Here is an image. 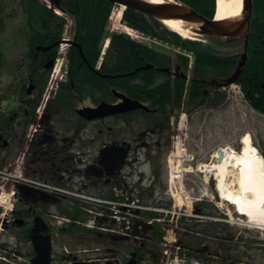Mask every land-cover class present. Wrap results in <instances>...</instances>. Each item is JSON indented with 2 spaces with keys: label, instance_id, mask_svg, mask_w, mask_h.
Here are the masks:
<instances>
[{
  "label": "flooded vegetation",
  "instance_id": "af4514ba",
  "mask_svg": "<svg viewBox=\"0 0 264 264\" xmlns=\"http://www.w3.org/2000/svg\"><path fill=\"white\" fill-rule=\"evenodd\" d=\"M28 15L0 11V159L21 156L26 172L95 196L129 187L127 179L135 173L144 179L148 171H159L173 146L172 116L179 110L178 98L164 96L161 84L184 76L179 64L103 71L101 54L96 61L86 57L75 37L61 46L65 21L52 20L53 33L44 32L29 26ZM147 70L153 75L144 74ZM205 83L210 84L204 93L211 92L212 81ZM102 102L114 111L93 119L82 114ZM69 201L65 195L57 207ZM53 204L54 198L39 190L19 197L15 218L0 235V264H46ZM74 237L100 241L89 232L63 240ZM125 248L132 252L130 242ZM54 254L53 247L52 260Z\"/></svg>",
  "mask_w": 264,
  "mask_h": 264
},
{
  "label": "trees",
  "instance_id": "16d2710c",
  "mask_svg": "<svg viewBox=\"0 0 264 264\" xmlns=\"http://www.w3.org/2000/svg\"><path fill=\"white\" fill-rule=\"evenodd\" d=\"M181 1L209 18L215 16L216 0ZM51 2L55 7L61 8L74 18L75 39L83 45L86 57L98 60L102 42L109 35V17L115 4L110 0H51ZM19 3L22 9L28 12V22L31 27H43L44 32L50 29V32L53 33L52 20L60 18L63 22L65 21L42 0H19ZM4 8L3 2L0 0V11ZM49 13H53V15ZM258 20L262 22L261 28L258 27ZM123 21L154 39L163 40L179 47L180 52L169 54L165 50H158V48L150 47L133 39L127 33L116 31L111 33L110 46L103 62V71L114 73L131 71L147 62L156 66L170 67L176 63L179 64L181 71L187 73L190 65L188 54H192V78L189 83L185 77L177 74L175 79H169L161 84L163 95L178 98L181 108L185 90L188 89L186 111H191V108L202 103L208 104V101L210 104L216 105L225 98L226 94L218 90L213 96L204 93V88L209 86L204 80L224 81L234 73L241 58L240 55L245 50L244 39L232 40L202 36L203 39H206L203 41L184 38L167 28L160 20L131 7L125 9ZM63 28L60 30L61 32ZM260 30H262L261 33L264 32V0H254V13L247 49L248 59L237 83L240 84L250 104L264 113V33L258 37ZM144 74L151 76L153 72L147 70ZM209 98L211 99L209 100ZM197 207L198 213L213 216L218 214L217 211H214L215 206L210 201L199 202ZM194 228L199 229L201 235H186L187 239L184 241L193 250L194 255H198L203 261L208 260V252L200 250L199 246L194 244L193 239L208 241L207 239L211 236L214 238L212 241H219L221 244L216 250L221 251L223 248L225 254H228V256H223L222 260L231 264H239L240 257L236 254L239 251L232 245L225 247L223 244L225 239L233 240L238 236L228 222L220 224L204 221L197 223ZM156 236L161 239L162 235ZM241 237L239 236L240 239ZM137 252L138 256H143L139 248Z\"/></svg>",
  "mask_w": 264,
  "mask_h": 264
},
{
  "label": "rangeland",
  "instance_id": "374dc122",
  "mask_svg": "<svg viewBox=\"0 0 264 264\" xmlns=\"http://www.w3.org/2000/svg\"><path fill=\"white\" fill-rule=\"evenodd\" d=\"M14 1L16 3L11 6V11H21L17 0ZM2 2L4 7H6L13 0H2ZM118 8L119 6H114V10H118ZM68 25L71 31L72 24L69 22ZM109 28L111 32H125L122 27L116 28L114 18L111 17ZM140 34L139 32H135V35H138V39L142 38V34ZM146 41H151L147 43L153 45L155 48L157 45L158 50L162 48L170 51L173 50L172 46L174 45L166 41L149 38ZM159 44L162 45V48ZM215 89H212L213 93ZM218 91L226 94L225 98L219 101L218 104H210V101H208V104L193 110L191 113L181 112L172 116L173 141H179L181 147L187 148V153L181 150L178 151V156L182 155V157L186 158L183 161V167L187 168L186 171L188 172L185 173L187 175H184L183 182L178 181L173 184L176 201L171 196H166L163 193L169 188L167 180L168 170L165 160L171 149L165 154V158L161 162V176L154 184L156 188L160 189L159 199L155 191L150 189L142 193L144 198H142V195L141 198L154 207L157 206V203L160 204V201L170 205V207H176L181 214H185L182 215V218H185L188 222H192L193 225L194 223L197 225L200 221L220 224L228 222L229 226H231L238 236L233 240L225 239L223 244L225 247L232 245L233 248L239 251V253H236L240 257L239 264H264V226L251 222L247 216L237 212L233 204L223 200L215 187V175L200 169L203 165L212 163L211 155L220 147L228 146L239 152L242 147L241 137L245 133H250L254 145L258 148L259 153L264 156V114L260 113L250 104L238 84L219 87ZM213 93H211V96H213ZM233 177L232 175L230 178L232 179ZM9 181L7 180V183L12 182L11 185L14 184V181ZM200 196H203V201H210L214 204V211H217V215H205L204 218H200L198 217L200 216L199 214H195L194 210L198 208V203L202 202L196 201ZM179 198L183 200V204L177 207V200ZM164 217L168 218L165 215ZM239 236L243 237L240 239ZM57 240L58 246L65 245V242L66 245H70L74 249L79 248L77 245H82V247L89 245L93 247L95 243L92 239L83 241L77 237H74L70 243H67L62 238H58ZM193 242L196 246H199L200 250L205 252L211 251L212 253L210 261L205 260L203 264H231L228 261L222 260L223 256H228L227 253L225 254L223 248L221 251L216 250L217 247L221 246L219 241H204L194 238ZM180 255L186 259V262L183 263L180 260L179 262H173V264H201L197 259H192L188 251L180 250ZM195 256L198 255L195 254Z\"/></svg>",
  "mask_w": 264,
  "mask_h": 264
},
{
  "label": "bare ground",
  "instance_id": "6f19581e",
  "mask_svg": "<svg viewBox=\"0 0 264 264\" xmlns=\"http://www.w3.org/2000/svg\"><path fill=\"white\" fill-rule=\"evenodd\" d=\"M149 2H162L164 0H146ZM244 0H217L215 15L217 19L238 20L242 16ZM124 6L114 10L116 28H124L131 34L135 33L128 26L121 23ZM163 23L171 30L187 38L198 36L199 24L180 19H166ZM241 151L236 152L230 147H221L223 158L218 160V150L213 154L210 164L200 167L207 173H213L217 179V191L221 198L235 206L249 220L257 225L264 226V158L254 145L250 133L241 137ZM184 157H181L183 160ZM182 168V164L178 169ZM180 173V172H179ZM234 176L232 179L231 176ZM3 198L10 199L9 193H4ZM5 203L4 201L2 202ZM10 200L6 207L9 206ZM183 200H177V207Z\"/></svg>",
  "mask_w": 264,
  "mask_h": 264
},
{
  "label": "water",
  "instance_id": "95a60500",
  "mask_svg": "<svg viewBox=\"0 0 264 264\" xmlns=\"http://www.w3.org/2000/svg\"><path fill=\"white\" fill-rule=\"evenodd\" d=\"M115 3H119L125 5L126 7H131L150 15L160 21H164L166 19H180L185 20L191 23L199 24V28L196 31L200 35H209L220 38H229V39H239L245 38L246 49L241 54V59L238 63V66L232 76H230L225 82L221 83L222 85H229L236 81V79L240 76L243 71V67L247 61V44L248 38L250 35V28L253 16V0H244L243 4V12L241 18L238 20H230V19H211L192 6L180 1V0H164L162 2H149L146 0H110ZM149 67V65H147ZM113 106L109 103L102 102L98 107L91 108L87 107L82 111V114L89 119L101 117L107 114L112 113ZM219 158L218 160H222L223 153L220 149L218 151ZM19 191L23 195H28L33 189L26 185H19ZM150 227V226H148ZM48 255L50 258L49 249L51 247V239L50 235L48 236ZM39 249V248H38ZM132 264H136V253L133 254Z\"/></svg>",
  "mask_w": 264,
  "mask_h": 264
},
{
  "label": "built area",
  "instance_id": "2783aa9c",
  "mask_svg": "<svg viewBox=\"0 0 264 264\" xmlns=\"http://www.w3.org/2000/svg\"><path fill=\"white\" fill-rule=\"evenodd\" d=\"M2 173L4 174L3 178L5 181V186H6L7 180H10V181L24 180V181H29L31 183H34L35 185L46 188V189H55L54 186H51L47 183H43L37 180L27 178L26 176H24L19 166L15 167L12 171H10L9 169L0 170V174ZM12 187L6 188L2 186L3 189L0 194V206L2 207L0 221H2L3 217H5L7 213L9 212V210H11L14 206L15 191L13 190ZM4 193H9L10 195V199H9L10 203L8 207H6V205L8 204L9 200L8 198H5V199L3 198ZM3 201L5 202L4 204L2 203ZM138 202H139V199H134L132 197V194H125L122 192L119 194L118 199L110 200L107 202L108 208H109L108 217L111 220H115L116 222H118V226L121 227V231L125 234L132 228V218L136 216V214L134 213V208H144V209L147 208L146 206L140 205ZM102 214L103 213H100V215Z\"/></svg>",
  "mask_w": 264,
  "mask_h": 264
}]
</instances>
